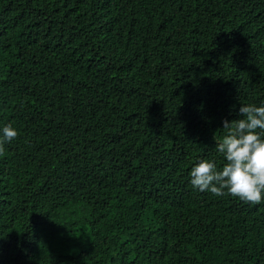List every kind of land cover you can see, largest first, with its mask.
Wrapping results in <instances>:
<instances>
[{
	"label": "trees",
	"instance_id": "1",
	"mask_svg": "<svg viewBox=\"0 0 264 264\" xmlns=\"http://www.w3.org/2000/svg\"><path fill=\"white\" fill-rule=\"evenodd\" d=\"M264 104V0H0V264H264V200L190 183Z\"/></svg>",
	"mask_w": 264,
	"mask_h": 264
},
{
	"label": "clouds",
	"instance_id": "2",
	"mask_svg": "<svg viewBox=\"0 0 264 264\" xmlns=\"http://www.w3.org/2000/svg\"><path fill=\"white\" fill-rule=\"evenodd\" d=\"M222 138L215 150L226 162L218 168L215 161L201 159L190 171V183L201 192L225 194L259 204L264 200V104L239 107L238 118L224 119ZM18 135L11 123L0 130V155L4 145Z\"/></svg>",
	"mask_w": 264,
	"mask_h": 264
}]
</instances>
